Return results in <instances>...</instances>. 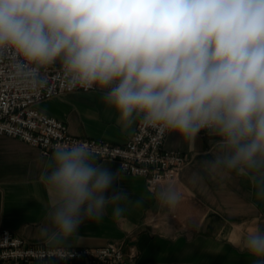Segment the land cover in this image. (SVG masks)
<instances>
[{
    "label": "clouds",
    "instance_id": "clouds-1",
    "mask_svg": "<svg viewBox=\"0 0 264 264\" xmlns=\"http://www.w3.org/2000/svg\"><path fill=\"white\" fill-rule=\"evenodd\" d=\"M9 52L19 86L42 87V69L59 62L68 86L101 92L125 130L215 135L204 170L245 177L264 200V0H0V54ZM121 173L86 143L55 146L40 177L52 202L39 237L62 252L86 221L110 207L121 217ZM154 195L168 209L180 201L171 185ZM234 246L264 264V229Z\"/></svg>",
    "mask_w": 264,
    "mask_h": 264
},
{
    "label": "crops",
    "instance_id": "crops-1",
    "mask_svg": "<svg viewBox=\"0 0 264 264\" xmlns=\"http://www.w3.org/2000/svg\"><path fill=\"white\" fill-rule=\"evenodd\" d=\"M101 96L97 90H73L36 102L34 107L64 121L72 135L122 145L138 122L123 129ZM217 141L208 132L193 140L166 135L164 148L187 157L176 179L151 190L144 176L122 172L119 186L130 198L124 214L113 218L110 207L102 221H86L79 235L63 247L123 244L125 250H136L135 264H252L234 245L251 230L264 229V200L257 198L245 177L204 170L203 162L216 154ZM52 153L44 155L37 146L0 133V231L7 228L28 243L46 244L38 229L52 197L40 177ZM96 160L120 170L116 160ZM167 185L180 193L174 209L161 207L155 199L157 189Z\"/></svg>",
    "mask_w": 264,
    "mask_h": 264
},
{
    "label": "built area",
    "instance_id": "built-area-1",
    "mask_svg": "<svg viewBox=\"0 0 264 264\" xmlns=\"http://www.w3.org/2000/svg\"><path fill=\"white\" fill-rule=\"evenodd\" d=\"M14 64L11 52L0 54L1 134L37 146L44 155L52 153L57 145L86 143L97 158L116 160L122 172L144 176L151 190L161 182L172 183L176 179L187 157L164 148L166 135L161 136L140 122L122 145L72 135L64 121L39 111L34 105L63 92L84 89L68 86L59 62L42 69L45 81L42 87H21ZM136 256L135 249L125 250L123 244L114 242L98 247H63L62 252H57L47 244L28 243L7 228L0 231V264H135Z\"/></svg>",
    "mask_w": 264,
    "mask_h": 264
}]
</instances>
